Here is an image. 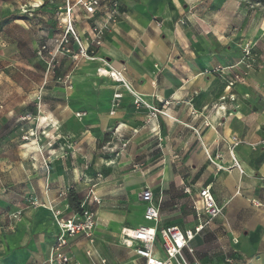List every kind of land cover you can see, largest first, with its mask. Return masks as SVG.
Segmentation results:
<instances>
[{"label": "rangeland", "instance_id": "374dc122", "mask_svg": "<svg viewBox=\"0 0 264 264\" xmlns=\"http://www.w3.org/2000/svg\"><path fill=\"white\" fill-rule=\"evenodd\" d=\"M63 1L0 0L1 234L12 233L9 215L22 208L20 219L33 211L31 217H38L44 207L54 223L51 203L62 209L67 203L66 213L75 214V198L82 202L93 187L100 200L90 205L97 220L110 215L141 222V191L151 187L157 193L163 180L171 188L164 195L163 216H182L189 222L183 184L211 180L204 172L190 173L196 164L191 159L203 152L214 166L201 140L195 144L200 131L191 124L198 114L184 100L171 97L137 102L122 83L117 84L128 95L116 93L113 79L98 75L100 67L113 66L102 50L106 37L120 32L136 54L146 35L154 43H166L176 61L158 76L160 86L166 76L192 69L194 60L200 65L197 74L201 68L209 81L211 95L219 97L230 86L234 99L244 101L247 112L240 114L246 122L264 116V0H102L100 13L92 19L80 14L74 23L89 51V57L78 59L79 44L73 38L64 44ZM166 11L171 22L164 18ZM12 14L24 18L5 22ZM139 15L159 27L161 39L151 25L139 23ZM94 28L103 29L100 47L91 41ZM119 70L125 75L126 68ZM236 75L242 80L236 81ZM135 84L138 88L141 82ZM223 148L221 144L219 152ZM44 185L56 201H43ZM60 186L65 196L58 194ZM119 240H105L102 249L112 258L125 259L117 248Z\"/></svg>", "mask_w": 264, "mask_h": 264}, {"label": "crops", "instance_id": "0c3cea01", "mask_svg": "<svg viewBox=\"0 0 264 264\" xmlns=\"http://www.w3.org/2000/svg\"><path fill=\"white\" fill-rule=\"evenodd\" d=\"M164 18L167 22H171L173 19L169 11L165 12ZM138 19L140 24L151 25L155 31V37L161 39L159 27L152 24L145 16L139 15ZM165 32L171 36L172 32L169 28H166ZM143 42L141 53L136 54L120 32H117L106 37L102 50L116 69L126 68L125 81L133 88L134 92L137 91V94L142 95L141 97L162 101L171 97L176 102L184 100L198 114L191 124L194 130L200 131L194 138L195 144L199 146L200 143L196 142L198 139L201 140L202 148L209 156L210 161L214 162V166L209 164L203 152L195 153L191 159V162L196 164L191 165L190 173L204 172L210 176L211 180L207 184L189 181L187 184H183L182 182V194L189 203L192 215L189 222L182 216L172 219H165L163 216L161 208L164 195H167L171 189L169 183L165 180L161 181L157 193L151 187L144 188H150L153 191L155 202L160 207L158 227L177 225L182 229L194 228L197 225V218L193 202L198 199L202 189L210 187L214 199L224 208V213L193 241L200 263L264 264V116L252 117L246 122L243 121L242 114L247 112L242 107L244 101L240 102L238 97V100L234 99L236 94L229 91L230 89L222 90L219 97L211 95L208 88L209 81L201 68H198L200 74H197V67L200 65L194 60H191V63L193 61L192 69H187L183 75L166 76L165 83L160 86L157 78L163 70L170 69L174 60L172 50L162 41L154 43L153 39L147 35ZM236 70L234 69V71ZM135 81L141 82L138 88H136ZM112 84L117 88L116 93L127 92L117 82L112 81ZM126 94L128 95V93ZM222 95L227 96L228 99L222 100ZM229 96H232L233 99H229ZM204 132L205 134L202 136ZM233 137H237L243 143L239 144L235 152L231 154L227 149H230ZM221 144L224 148L222 152H219ZM214 151L216 153L213 154ZM210 153L219 159L217 161L211 159ZM233 158L240 164L242 173L234 166ZM215 164H220L226 169L218 170ZM163 174L168 173L165 170ZM1 188L0 181V191ZM46 188L47 186L44 185L42 192L45 197L43 201H56V194L48 195ZM14 189L18 191L20 187ZM64 192L65 189L60 186L58 194ZM140 202L143 218L141 222L126 221L121 216L107 215L104 221L98 217L93 244L84 236L71 239L69 252L74 261L81 264H93V260L105 259L108 264H145V260L135 254L138 244H134L133 248H127L121 245L119 240L117 248L123 251L125 259L112 258L102 249L105 240H114L116 237L120 239L121 230L125 227L138 228L154 225L145 220L146 205L141 200ZM254 202H258L260 205H254ZM58 207L59 205L56 204V208L61 210L63 217L70 218L74 215L66 213V210L69 209L67 203L63 204V209ZM24 209L22 208V210ZM39 209L41 210L38 217H31L33 211L18 220L10 218L11 224L14 223V226L11 227L13 231L10 235H4L1 234V230L4 228V214L0 208V264H46L59 228L57 223L47 218L48 212L44 207ZM88 251L93 252L92 259L87 256ZM155 255L162 256L159 244ZM228 260L232 262L229 263Z\"/></svg>", "mask_w": 264, "mask_h": 264}, {"label": "built area", "instance_id": "2783aa9c", "mask_svg": "<svg viewBox=\"0 0 264 264\" xmlns=\"http://www.w3.org/2000/svg\"><path fill=\"white\" fill-rule=\"evenodd\" d=\"M103 8L102 0H64L63 9L65 13V35L64 44L67 46L73 38L78 47L79 57H89L88 48L84 47L74 28V23L80 14H85L88 19H92ZM109 21L114 22L112 17ZM104 28H107L105 25ZM91 41L97 47L102 44L103 29L94 28L90 33ZM249 54V51H247ZM99 76H108L114 82H118L123 78L124 70L116 69L108 64V68L100 67L98 69ZM236 81L242 80L239 75H236ZM128 91L136 98L137 102L143 100L134 93L130 85L126 86ZM230 89V86H227ZM117 97H121L117 95ZM241 143L237 137L232 138L230 152L234 153L236 147ZM219 159V157H218ZM234 166L242 173V168L238 161L233 158ZM218 170L226 168L215 164ZM2 167L0 166V176ZM66 193H61L65 196ZM141 201L146 205L144 218L147 222L153 223V226H140L138 228L125 227L120 233V243L127 248H133L134 244H138L135 248V254L145 260V264H201L196 255V249L193 246L195 238L210 227L213 222L223 215L224 208L221 207L214 199L210 187H205L199 193L197 200L193 202V207L196 213L197 225L191 229H182L177 225L159 228L160 222V207L155 202L153 191L150 188L144 189L140 193ZM99 197L93 189L88 193L85 199L81 202V213H75L72 217H63L61 210L56 208V205L50 204V210L54 215V219L58 225L59 233L51 248L49 258L46 264H81L74 261L70 255V240L77 236H84L91 244L94 243V232L98 226L96 213L90 205H99ZM34 205V204H33ZM38 205V203H37ZM254 205H260L254 202ZM22 215V210L12 213L10 218L18 220ZM158 244L162 251V256L155 255ZM87 256L93 258V252L88 251ZM227 262L231 263V260ZM93 264H108L107 260L101 259L94 261Z\"/></svg>", "mask_w": 264, "mask_h": 264}, {"label": "trees", "instance_id": "16d2710c", "mask_svg": "<svg viewBox=\"0 0 264 264\" xmlns=\"http://www.w3.org/2000/svg\"><path fill=\"white\" fill-rule=\"evenodd\" d=\"M24 17H20L19 15H15V14H12L10 17H8L7 19H5V22H8L10 20H18V19H22ZM70 196H74V193L73 192H70ZM75 210H76V213H81V202L77 203L76 201V198H75Z\"/></svg>", "mask_w": 264, "mask_h": 264}, {"label": "bare ground", "instance_id": "6f19581e", "mask_svg": "<svg viewBox=\"0 0 264 264\" xmlns=\"http://www.w3.org/2000/svg\"><path fill=\"white\" fill-rule=\"evenodd\" d=\"M128 81V80H127ZM117 83H122L125 87L126 86H128V83L125 81V79H124V76H123V78H121V79H119V81L117 82ZM137 92V91H136ZM136 92H134V93H136ZM126 93H128V92H126ZM137 94V93H136ZM143 101H144V99H143V97H141L140 96V94H137ZM220 165V164H219ZM222 166V165H221Z\"/></svg>", "mask_w": 264, "mask_h": 264}]
</instances>
